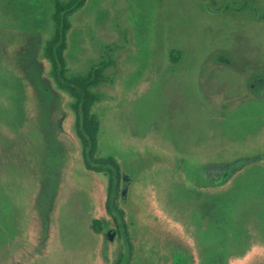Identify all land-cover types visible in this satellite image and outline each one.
Masks as SVG:
<instances>
[{
    "label": "rangeland",
    "instance_id": "1",
    "mask_svg": "<svg viewBox=\"0 0 264 264\" xmlns=\"http://www.w3.org/2000/svg\"><path fill=\"white\" fill-rule=\"evenodd\" d=\"M54 2L0 0V264H116L119 234L92 231L113 221L107 176L43 57ZM69 22L67 73L104 68L97 156L119 164L135 256L264 264V0H87Z\"/></svg>",
    "mask_w": 264,
    "mask_h": 264
},
{
    "label": "trees",
    "instance_id": "2",
    "mask_svg": "<svg viewBox=\"0 0 264 264\" xmlns=\"http://www.w3.org/2000/svg\"><path fill=\"white\" fill-rule=\"evenodd\" d=\"M87 0H70L62 3L59 0L54 2L52 14V35L46 41L43 48V57L50 67V77L56 87L71 98L70 108L74 116V128L81 143V156L86 170L94 173H105L107 176L106 210L117 219L116 210L113 205L120 187V168L113 155L103 157L97 156V124L91 115L92 107L99 101V95L93 91L103 81V69L89 70L85 74L70 75L66 71L64 51L66 49L67 33L70 29L69 17L83 7ZM254 159L237 160L231 163L229 173L242 169ZM207 169L199 183L202 186L219 185L221 174L225 171ZM221 171L219 176H211V173ZM207 174V176H206ZM118 227L122 225L117 224ZM100 223L95 230L101 232Z\"/></svg>",
    "mask_w": 264,
    "mask_h": 264
},
{
    "label": "flooded vegetation",
    "instance_id": "3",
    "mask_svg": "<svg viewBox=\"0 0 264 264\" xmlns=\"http://www.w3.org/2000/svg\"><path fill=\"white\" fill-rule=\"evenodd\" d=\"M106 207V205H104ZM114 209L116 210L117 219L114 218L112 214V224L109 225L106 222H101L95 220L92 224V231L95 235H105L107 238H114V234L120 236V238L123 240V246L124 250L121 253L119 260L116 262V264H143L140 257H136L135 253L132 251V246L128 241L127 231L124 226L123 217L122 214L115 208V205H113ZM129 214V213H128ZM100 223L101 226V232H97L95 230L96 225ZM117 224L122 225L121 227H118ZM132 224V222H131ZM129 235V234H128ZM112 240V239H111ZM172 264H186V260L177 256L173 260Z\"/></svg>",
    "mask_w": 264,
    "mask_h": 264
},
{
    "label": "water",
    "instance_id": "4",
    "mask_svg": "<svg viewBox=\"0 0 264 264\" xmlns=\"http://www.w3.org/2000/svg\"><path fill=\"white\" fill-rule=\"evenodd\" d=\"M124 180V179H123ZM124 193V192H123Z\"/></svg>",
    "mask_w": 264,
    "mask_h": 264
}]
</instances>
